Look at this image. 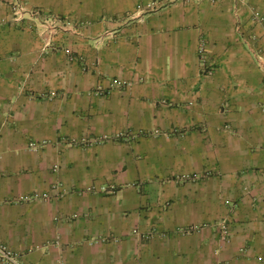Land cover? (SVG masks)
<instances>
[{
    "label": "crops",
    "instance_id": "obj_1",
    "mask_svg": "<svg viewBox=\"0 0 264 264\" xmlns=\"http://www.w3.org/2000/svg\"><path fill=\"white\" fill-rule=\"evenodd\" d=\"M14 1L0 0V255L264 264V0H26L60 18L52 34L13 23Z\"/></svg>",
    "mask_w": 264,
    "mask_h": 264
},
{
    "label": "built area",
    "instance_id": "obj_2",
    "mask_svg": "<svg viewBox=\"0 0 264 264\" xmlns=\"http://www.w3.org/2000/svg\"><path fill=\"white\" fill-rule=\"evenodd\" d=\"M11 18L13 23H19L25 19H36L38 21L40 20L42 28L44 30L50 31L51 34L52 32L56 31V28H58L57 24L62 22L58 17H55L49 13H45L40 9L30 7L26 0H15L13 2V4L11 5ZM50 45L51 41L49 39H46L45 48H48ZM199 56L202 74L205 76L212 75L215 72V65L213 62L208 60L205 43H202L200 45ZM112 85L114 87L121 86L122 84L121 82L115 80L113 81ZM39 147L40 146L36 143H30V149L32 150H38ZM45 197L47 198L46 195ZM223 229L224 231H226L225 228ZM190 231L191 230H187L186 232ZM0 261L4 264H24L19 254L7 250L6 248H2L1 250Z\"/></svg>",
    "mask_w": 264,
    "mask_h": 264
}]
</instances>
